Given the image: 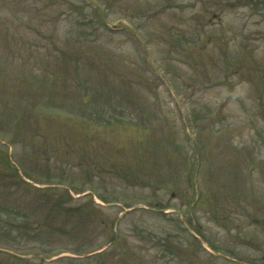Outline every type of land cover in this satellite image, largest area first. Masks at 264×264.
I'll return each instance as SVG.
<instances>
[{
  "label": "rangeland",
  "instance_id": "1",
  "mask_svg": "<svg viewBox=\"0 0 264 264\" xmlns=\"http://www.w3.org/2000/svg\"><path fill=\"white\" fill-rule=\"evenodd\" d=\"M241 1L0 0V264H264V2Z\"/></svg>",
  "mask_w": 264,
  "mask_h": 264
}]
</instances>
